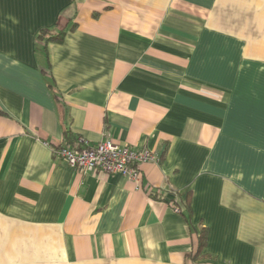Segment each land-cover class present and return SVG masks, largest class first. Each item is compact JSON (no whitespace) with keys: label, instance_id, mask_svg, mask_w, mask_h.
Wrapping results in <instances>:
<instances>
[{"label":"crops","instance_id":"0c3cea01","mask_svg":"<svg viewBox=\"0 0 264 264\" xmlns=\"http://www.w3.org/2000/svg\"><path fill=\"white\" fill-rule=\"evenodd\" d=\"M79 138L157 161L80 172ZM0 264H264V0H0Z\"/></svg>","mask_w":264,"mask_h":264},{"label":"built area","instance_id":"2783aa9c","mask_svg":"<svg viewBox=\"0 0 264 264\" xmlns=\"http://www.w3.org/2000/svg\"><path fill=\"white\" fill-rule=\"evenodd\" d=\"M56 155L80 172L120 174L136 184L141 182L140 166L146 162L157 161L148 151H137L109 139L89 145L79 138L76 140V148H58ZM173 210L179 212L177 207Z\"/></svg>","mask_w":264,"mask_h":264},{"label":"trees","instance_id":"16d2710c","mask_svg":"<svg viewBox=\"0 0 264 264\" xmlns=\"http://www.w3.org/2000/svg\"><path fill=\"white\" fill-rule=\"evenodd\" d=\"M62 35H63L62 31L55 33V32L50 31L49 29H43L38 33L36 39H37V42L45 45L47 42L52 41V40L59 41ZM64 139L67 142L70 140L69 132L67 131L65 132ZM62 147L76 148V141L74 145L65 144L64 146H61L59 148H62ZM150 197L158 201L173 204L174 207L180 208V206H182L185 209V211H182L181 214L184 215L187 223L188 224L190 223V207H189L190 197H189L188 192L182 193L180 191H176L172 189H170V191L155 190V191L150 192ZM206 238H207V230L203 228L199 232L197 245L192 254V259L198 257L200 251L204 248L206 244Z\"/></svg>","mask_w":264,"mask_h":264}]
</instances>
